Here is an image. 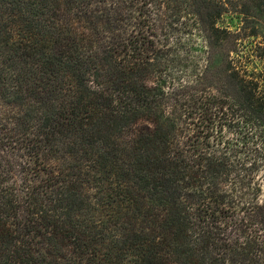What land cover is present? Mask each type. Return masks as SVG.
Wrapping results in <instances>:
<instances>
[{
    "label": "trees",
    "instance_id": "1",
    "mask_svg": "<svg viewBox=\"0 0 264 264\" xmlns=\"http://www.w3.org/2000/svg\"><path fill=\"white\" fill-rule=\"evenodd\" d=\"M252 7L0 0V264H264L256 34L222 68L177 36Z\"/></svg>",
    "mask_w": 264,
    "mask_h": 264
},
{
    "label": "rangeland",
    "instance_id": "2",
    "mask_svg": "<svg viewBox=\"0 0 264 264\" xmlns=\"http://www.w3.org/2000/svg\"><path fill=\"white\" fill-rule=\"evenodd\" d=\"M251 15L255 18L249 22H245L243 21V15L224 13L221 19L217 22V27H219V29L221 30L220 32H211L208 31V28L207 31H203L202 25L197 24L193 21H185V23H188L189 33L183 34L179 33L183 31V26L179 24L177 29L182 31L176 32L175 34L179 33L177 34V36L182 39L183 43L187 44L181 50V55H183V58H185L188 52L194 51L196 52V55L203 56L204 54L202 53V49L204 50V48L201 46L202 44H204L205 41L218 43L217 46L212 48V54L214 59V65L219 68H222V63L228 59L230 55L229 51L232 47L231 44L227 43V35L226 33H224L223 30L225 29L226 31H231L232 33H238L242 31L243 35L256 34V36L248 37H245L244 35L243 41L248 43V45H252L255 49L253 51H248V49L250 48L249 46V48L244 49V52L240 53V55H243L246 68L250 73H261L262 75H264V56L262 54V49L257 48L260 43L264 44V10L252 7ZM238 53L239 52H237V54ZM237 54L232 52L231 56L236 57ZM200 63L201 65H203L202 61Z\"/></svg>",
    "mask_w": 264,
    "mask_h": 264
}]
</instances>
